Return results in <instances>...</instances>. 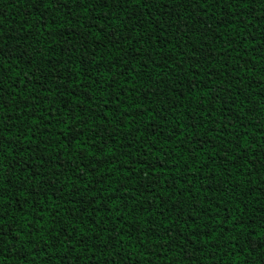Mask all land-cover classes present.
I'll use <instances>...</instances> for the list:
<instances>
[{"label": "trees", "instance_id": "obj_1", "mask_svg": "<svg viewBox=\"0 0 264 264\" xmlns=\"http://www.w3.org/2000/svg\"><path fill=\"white\" fill-rule=\"evenodd\" d=\"M103 2L0 0V260L264 264V0Z\"/></svg>", "mask_w": 264, "mask_h": 264}, {"label": "snow or ice", "instance_id": "obj_2", "mask_svg": "<svg viewBox=\"0 0 264 264\" xmlns=\"http://www.w3.org/2000/svg\"><path fill=\"white\" fill-rule=\"evenodd\" d=\"M33 2L43 5L45 0H33ZM49 2H50V0H49ZM78 2L81 4V6L87 7V5L85 4V0H78ZM88 2L91 3V0H88ZM199 2H200V0H197V3H199ZM240 2H242V0H203L204 5H217V6H221V7H223L226 4H233V5L238 6V4ZM107 3H108V0H104L102 6L106 7ZM137 3L142 4L143 7H147L148 6V0H137ZM215 27H219V25L217 24V25H215ZM0 40H2V33H0ZM137 51H139V49H137ZM2 55H3V49H0V56H2ZM125 63H128V61H125ZM121 75H123V72H121ZM109 79H111V77ZM3 93H4V89L2 87H0V107H4L5 106L4 102H3ZM33 99L38 101L39 97H33ZM115 99L119 100V96L115 97ZM26 100H27V98H25L24 101H20L18 103H24L25 107H28V105L26 103ZM224 102L226 103L227 101L225 100ZM103 103H104V105H107L108 101H104ZM125 111H127V109H125ZM204 114L205 115H209V113L207 111H205ZM34 119L37 121V123H39V118L38 117H34ZM105 121H107V116H104L101 119V123L103 124ZM108 124H109V128L105 129L106 132H108L109 129H111V122L108 121ZM112 131H115V130L112 129ZM97 135H100L99 129H97ZM29 138L30 139H34V136L31 134V131H29ZM109 138H110V136H109ZM73 139H75V135L73 136ZM232 159H235V157H232ZM41 163H43V161H41ZM155 170H156L155 166H150L149 167V171L150 172L151 171H155ZM38 174L39 173H30V175H38ZM84 189H85V191L82 193L83 195H87L88 191H92L93 192V196H96L98 199L100 198L98 196V194L96 193V191L94 189H90L88 185H84ZM77 191H79V189ZM35 195L39 196V195H41V192L37 191L35 193ZM2 200H3V191H2V187H0V201H2ZM93 202L94 201H92V199L89 198V201L87 202V206L85 207L84 210L88 211V208L91 207V203H93ZM3 203H7V202L3 201ZM0 207H2V205H0ZM116 211L117 212L120 211L119 206L116 207ZM41 213H43V209H41ZM89 215H91V213H89ZM2 220H3V216H2V214H0V221H2ZM85 222H87V221H85ZM37 223L39 224V227H37L35 229V231L40 232V230L44 227V225L41 224L39 221H37ZM52 223L55 224V219H53ZM93 223L95 225L96 222H93ZM70 227H73V225L70 224V225L62 228L61 231L56 232V234H55L57 238H59L61 236L64 237L63 240H59V244L64 247L65 252H67L70 247L72 248L73 251H75V247L77 246L76 244H73L74 233H70L69 232V228ZM0 228H2V225H0ZM91 231L92 230L89 229L88 232L82 233L81 234V239L77 242V244H82L84 235H87ZM114 231H115V234H120V229L119 228H116ZM106 232H109V229H107L105 227H98V231L95 233V235L97 237V240H99L100 236L103 235ZM3 235H4V233L2 231H0V237H2ZM20 235H21V233L19 231H17L16 232V240H17L18 243L20 242ZM30 239H31V237H30V233H29V240H26L23 243L24 244L29 243ZM2 242H3L2 239H0V244H2ZM45 247H47V245H45ZM111 247H114V245L109 246L108 248H106L104 250H110ZM33 250L35 252H39L41 249L37 246V247H34ZM17 251H19V249ZM117 251H119V250L117 249ZM2 254H3L2 253V249H0V256H2ZM0 264H3L2 260H0ZM58 264H59V262H58ZM113 264H116V262L113 261ZM121 264H123L122 261H121Z\"/></svg>", "mask_w": 264, "mask_h": 264}]
</instances>
